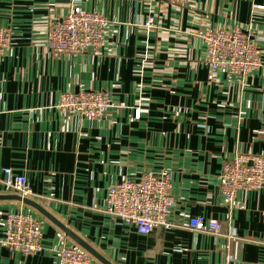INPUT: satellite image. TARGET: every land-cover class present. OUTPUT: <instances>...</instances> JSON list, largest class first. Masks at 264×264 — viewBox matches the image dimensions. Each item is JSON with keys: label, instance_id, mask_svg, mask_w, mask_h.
Listing matches in <instances>:
<instances>
[{"label": "crops", "instance_id": "1", "mask_svg": "<svg viewBox=\"0 0 264 264\" xmlns=\"http://www.w3.org/2000/svg\"><path fill=\"white\" fill-rule=\"evenodd\" d=\"M75 5L110 21L105 47L54 55L48 24ZM0 27L12 36L0 54V196L12 195L6 169L24 176L32 200L109 264H225L227 254L264 264V188L228 203L220 183L236 154L264 155V0H0ZM235 27L260 51L262 66L244 79L211 71L200 37ZM88 91L109 94L102 117L56 107L61 94ZM147 172L171 175L174 205L168 227L143 235L106 206L113 185ZM19 212L43 222L44 250L0 248V264H59L62 247L84 250L15 200L0 199V238ZM195 217L220 222L222 234L194 232Z\"/></svg>", "mask_w": 264, "mask_h": 264}, {"label": "built area", "instance_id": "2", "mask_svg": "<svg viewBox=\"0 0 264 264\" xmlns=\"http://www.w3.org/2000/svg\"><path fill=\"white\" fill-rule=\"evenodd\" d=\"M110 21L100 14L84 11L75 5L62 18L51 20L47 29L46 48L54 55L77 56L87 51L99 52L105 47V31ZM148 30L157 27L155 18L144 24ZM200 37L207 46L205 64L213 72L224 70L237 78H246L262 64L256 41L240 27L229 30L210 29ZM11 31L0 27V54L10 47ZM70 114L89 119L103 116L111 107L107 92L64 93L56 106ZM140 109L137 110L139 116ZM7 194L33 199L24 176L4 171ZM221 193L233 203L239 193L264 188V155L236 154L222 168ZM172 178L168 173L147 172L140 180H124L113 185L107 196V213L117 222L133 226L139 234L147 235L156 228L168 227V216L174 205ZM194 232H207L220 236V222L195 217L189 221ZM4 233L0 248L21 256H36L43 252V222L29 213L9 214L1 224ZM59 264H93L92 256L81 249L62 247L58 251ZM233 256H225V264H233Z\"/></svg>", "mask_w": 264, "mask_h": 264}, {"label": "water", "instance_id": "3", "mask_svg": "<svg viewBox=\"0 0 264 264\" xmlns=\"http://www.w3.org/2000/svg\"><path fill=\"white\" fill-rule=\"evenodd\" d=\"M1 200H15L22 202L26 205H29L36 209L38 212H40L42 215L50 219L51 221L55 222L62 230L70 236L73 240H75L84 250H86L88 253L93 255L95 258L100 260L103 264H109L105 260H103L100 256H98L89 246H87L84 242H82L79 238L74 236L65 226L54 220L38 203H36L34 200L29 199V198H23L22 196L19 195H7V196H0Z\"/></svg>", "mask_w": 264, "mask_h": 264}, {"label": "rangeland", "instance_id": "4", "mask_svg": "<svg viewBox=\"0 0 264 264\" xmlns=\"http://www.w3.org/2000/svg\"><path fill=\"white\" fill-rule=\"evenodd\" d=\"M206 54H207V51H206Z\"/></svg>", "mask_w": 264, "mask_h": 264}]
</instances>
